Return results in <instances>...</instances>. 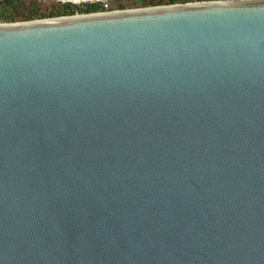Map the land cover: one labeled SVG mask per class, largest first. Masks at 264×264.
Here are the masks:
<instances>
[{
  "label": "water",
  "instance_id": "water-1",
  "mask_svg": "<svg viewBox=\"0 0 264 264\" xmlns=\"http://www.w3.org/2000/svg\"><path fill=\"white\" fill-rule=\"evenodd\" d=\"M0 264H264V0L0 21Z\"/></svg>",
  "mask_w": 264,
  "mask_h": 264
},
{
  "label": "trees",
  "instance_id": "trees-1",
  "mask_svg": "<svg viewBox=\"0 0 264 264\" xmlns=\"http://www.w3.org/2000/svg\"><path fill=\"white\" fill-rule=\"evenodd\" d=\"M201 0H169V3H180ZM40 0H0V20L1 21H21L32 20L62 15H72L75 13L94 12L101 9V6L88 4L84 6L54 3L53 6L43 8L40 6ZM165 3L163 0H147L146 5H156ZM119 8H124L121 4Z\"/></svg>",
  "mask_w": 264,
  "mask_h": 264
},
{
  "label": "rangeland",
  "instance_id": "rangeland-1",
  "mask_svg": "<svg viewBox=\"0 0 264 264\" xmlns=\"http://www.w3.org/2000/svg\"><path fill=\"white\" fill-rule=\"evenodd\" d=\"M58 2H61V1L60 0H40L39 3H40V6H42L43 8H48V7L53 6L54 3H58ZM163 2L165 3H162V4H168L169 0H163ZM146 3H147V0H113L112 1V5L114 7H120L121 4H123L124 8L122 9L151 6V4L146 5ZM156 5H160V4H156Z\"/></svg>",
  "mask_w": 264,
  "mask_h": 264
},
{
  "label": "built area",
  "instance_id": "built-area-1",
  "mask_svg": "<svg viewBox=\"0 0 264 264\" xmlns=\"http://www.w3.org/2000/svg\"><path fill=\"white\" fill-rule=\"evenodd\" d=\"M60 1L61 3L73 4V5H79V6H84L88 4H95V5L101 6L100 10L94 11V12H111V11H118L122 9L119 7H114L112 5L113 0H60ZM85 13H89V12H85Z\"/></svg>",
  "mask_w": 264,
  "mask_h": 264
}]
</instances>
